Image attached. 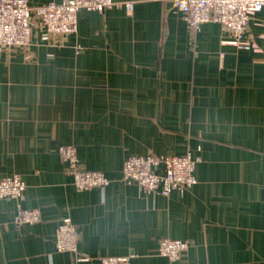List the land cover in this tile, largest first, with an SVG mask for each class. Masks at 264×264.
<instances>
[{
  "label": "crops",
  "instance_id": "1",
  "mask_svg": "<svg viewBox=\"0 0 264 264\" xmlns=\"http://www.w3.org/2000/svg\"><path fill=\"white\" fill-rule=\"evenodd\" d=\"M122 1L133 10H81L74 34L47 38L36 19L28 49L0 47V178L19 175L21 205L41 212L17 226L18 202L0 200V264H264V53L224 44L218 23L195 33L170 0ZM263 21L245 35L261 50ZM62 145L110 184L79 192ZM187 154L199 161L185 192L122 179L130 156ZM65 220L80 233L74 254L56 249ZM163 238L188 250L172 262Z\"/></svg>",
  "mask_w": 264,
  "mask_h": 264
},
{
  "label": "built area",
  "instance_id": "2",
  "mask_svg": "<svg viewBox=\"0 0 264 264\" xmlns=\"http://www.w3.org/2000/svg\"><path fill=\"white\" fill-rule=\"evenodd\" d=\"M176 11L181 12L189 27L196 33L203 24L213 22L223 26L230 38L224 44L239 50L253 48L264 53L247 40L245 35L253 17L264 11V0H170ZM118 7L133 10L132 2L122 0H64L31 7L29 0H0V47L28 49L34 20L38 19L45 29L46 38L74 34L78 27V13L81 10L103 12ZM264 41V21L262 23ZM59 155L65 166V173L72 177L79 191L104 190L110 180L102 172L88 171L80 163L77 149L62 145ZM199 159L191 154L185 156H130L123 165L122 179L127 184H136L144 193L169 197L172 192H185L197 183L196 164ZM162 169V172H158ZM26 184L19 175L0 178V200L18 202L15 224L34 225L40 222L38 209H26L21 205ZM56 249L61 253H77L80 233L77 227L65 220L56 230ZM183 240L163 238L158 254L170 261H178L188 250ZM99 264H131V257H100Z\"/></svg>",
  "mask_w": 264,
  "mask_h": 264
}]
</instances>
